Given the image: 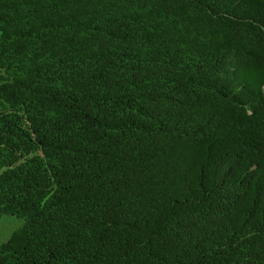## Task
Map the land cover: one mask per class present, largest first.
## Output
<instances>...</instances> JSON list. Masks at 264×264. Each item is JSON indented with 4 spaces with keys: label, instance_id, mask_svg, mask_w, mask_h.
I'll return each mask as SVG.
<instances>
[{
    "label": "trees",
    "instance_id": "16d2710c",
    "mask_svg": "<svg viewBox=\"0 0 264 264\" xmlns=\"http://www.w3.org/2000/svg\"><path fill=\"white\" fill-rule=\"evenodd\" d=\"M0 264H264V0H0Z\"/></svg>",
    "mask_w": 264,
    "mask_h": 264
},
{
    "label": "rangeland",
    "instance_id": "374dc122",
    "mask_svg": "<svg viewBox=\"0 0 264 264\" xmlns=\"http://www.w3.org/2000/svg\"><path fill=\"white\" fill-rule=\"evenodd\" d=\"M20 225H23V222L18 218L7 216L0 218V244L10 239Z\"/></svg>",
    "mask_w": 264,
    "mask_h": 264
}]
</instances>
